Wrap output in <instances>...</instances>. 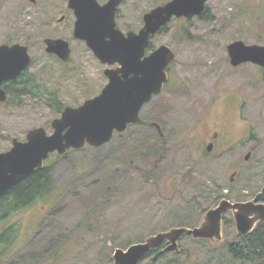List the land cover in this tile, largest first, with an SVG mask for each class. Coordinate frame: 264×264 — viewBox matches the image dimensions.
I'll return each mask as SVG.
<instances>
[{
    "label": "rangeland",
    "instance_id": "374dc122",
    "mask_svg": "<svg viewBox=\"0 0 264 264\" xmlns=\"http://www.w3.org/2000/svg\"><path fill=\"white\" fill-rule=\"evenodd\" d=\"M68 1L0 0V46H29L30 73L65 104L63 111L99 96L107 85V66L73 36ZM171 1L124 0L119 27L139 30L144 15ZM207 12V20L173 18L154 39L153 50L167 45L175 57L167 87L140 114L157 136L144 138L156 142L153 149L122 148L116 139L123 134H115L99 148L52 154L46 160L51 196L14 210L19 242L12 249L0 240V264H115L117 249L127 251L175 228L200 227L206 213L220 205L219 189H232L231 202H249L262 191L264 68L252 63L234 67L228 46L237 41L264 46V0H207ZM53 38L71 43L69 64L46 53L45 40ZM61 114L36 99L22 108H2L0 129L9 142L25 141L36 128L52 135V122ZM224 124L233 140H242L236 156L252 152L233 184L228 163L206 161L199 148L208 130ZM252 132L257 140L249 139ZM125 134L128 138L130 129ZM224 216L221 240L184 236L177 252L161 246L141 264H227V246L241 234L234 215L228 211ZM159 254L165 257L158 261Z\"/></svg>",
    "mask_w": 264,
    "mask_h": 264
},
{
    "label": "water",
    "instance_id": "95a60500",
    "mask_svg": "<svg viewBox=\"0 0 264 264\" xmlns=\"http://www.w3.org/2000/svg\"><path fill=\"white\" fill-rule=\"evenodd\" d=\"M124 0H109L101 6L97 0H70L77 16L75 37L105 65L119 64V69H107L108 85L102 93L86 100L78 108L66 107L61 117L52 122L54 133L45 128L29 132L28 141H14V148L0 154V197L22 180L42 169L44 161L57 152L82 150L86 146L99 148L112 141L115 132L124 134L129 125H142V108L159 95L168 81V69L174 60L173 50L162 45L146 56L152 36L157 35L174 17L203 16L207 0H172L145 16V27L127 35L118 29L116 13ZM46 51L63 61L71 57L69 42L46 39ZM234 67L246 63L264 68V46L237 41L228 46ZM32 62L29 47L23 44L0 46V109L8 95L5 82L16 80ZM160 133L162 128L153 124ZM233 211L239 234H248L259 221H264V188L249 202L224 200L206 213L204 223L197 228H175L157 234L144 243L132 245L127 251L117 249L115 264H141L165 242V251H178V241L184 236L194 239L221 240L223 217ZM156 260V258H154Z\"/></svg>",
    "mask_w": 264,
    "mask_h": 264
},
{
    "label": "trees",
    "instance_id": "16d2710c",
    "mask_svg": "<svg viewBox=\"0 0 264 264\" xmlns=\"http://www.w3.org/2000/svg\"><path fill=\"white\" fill-rule=\"evenodd\" d=\"M207 16L208 12L203 19L207 20ZM165 30L166 28L163 29V31ZM149 50H151V47ZM39 82V79H33V77H30V73L26 72L17 80L5 84V87L7 86L10 99L3 106L5 108H22L26 106V104L22 103V101H27L25 96H29L31 101L36 99L42 101V99H44L46 106L49 109L52 111L54 110L57 113H62L65 104L63 105V103L56 96H53V93L47 92ZM14 96H17L20 99L14 101ZM148 129L149 128L147 126L132 125L130 127L131 135H129L128 138L126 134H123L117 136V139H115L119 140V145L122 148L126 145V147H130V149L132 148V151L137 147L149 148L151 150L156 142L151 141L150 138L147 139L148 141L144 138H147L149 134L150 136H153L154 139L157 136L155 137L154 134L151 135L152 130L150 131ZM131 138L134 140L129 141ZM88 149H90V147H86L82 151H86ZM74 152L75 151L71 150L68 154ZM129 157H131L130 154ZM52 184V176L49 174L47 169H43L24 180L21 184L16 185L14 190L11 192V194L15 195V200L6 199V197L0 198V211H4L3 213L0 212V219L7 210L23 208V206H26L30 201H35L32 200V198L36 195L43 192L51 193ZM227 249V252L230 255V260L227 264H264V222H261L253 232L247 235H240V239L232 244H229ZM165 255H167V253ZM165 255L159 254L158 261L165 257Z\"/></svg>",
    "mask_w": 264,
    "mask_h": 264
},
{
    "label": "flooded vegetation",
    "instance_id": "af4514ba",
    "mask_svg": "<svg viewBox=\"0 0 264 264\" xmlns=\"http://www.w3.org/2000/svg\"><path fill=\"white\" fill-rule=\"evenodd\" d=\"M99 4L101 6H104L105 4L108 3L109 0L107 1H99ZM124 2V1H123ZM122 2V3H123ZM122 3L119 5V8H118V12L116 13V22H117V26H118V29L121 30L122 32H124L126 35L129 33V32H136V33H139L144 27H145V16H143V27L140 28L139 30H131L129 27L128 29H126L127 31H124L122 30L120 27H119V22H120V15H121V12H120V7L122 5ZM68 8L70 10V12L72 13V15L74 16L75 18V21H74V30H73V36L75 39H77L75 37V26H76V21H77V16H76V12L74 11V9H72L70 7V0L68 1ZM206 11L204 12L203 16H200L199 18L203 19L205 16H206ZM176 18V17H175ZM178 19V18H177ZM187 19H190V18H187ZM163 29L158 33H162ZM157 34V35H158ZM152 36L151 37V40H150V44H149V47H148V50H147V53L145 55L148 56L150 55L153 51H155L156 49L153 50V44H154V39L155 37L157 36ZM54 39V38H53ZM56 39H62V38H56ZM65 40V39H63ZM79 40V39H77ZM67 41V40H65ZM80 42H82L83 44H86V42L84 41H81L79 40ZM69 42V41H67ZM46 45V44H45ZM69 45H70V48H71V55H72V47H71V43L69 42ZM27 46V45H26ZM29 47V46H28ZM88 47V46H87ZM151 47V50H149V48ZM89 49V48H88ZM90 50V49H89ZM45 51H46V48H45ZM91 51V50H90ZM92 52V51H91ZM47 53V51H46ZM48 56L54 58V60L64 64V65H67L69 64V62L71 61V57L68 61H63L62 59H60L57 55L55 54H49L47 53ZM93 54V52H92ZM31 55V54H30ZM93 56H95L93 54ZM32 57V56H31ZM95 58L104 66H107V69L111 68L113 70L115 69H119L121 66L119 64H116V65H113V66H109V65H105L103 64L96 56ZM32 62H33V58H32ZM245 65V64H243ZM242 65H240L239 67H241ZM31 67V66H30ZM105 69V71L107 70ZM105 71H104V75H105ZM26 72H29V69L24 71L19 77H21L23 74H25ZM18 77V78H19ZM30 77H33V79H37V77L30 73ZM105 77L107 78V85L109 83V78L105 75ZM17 78V79H18ZM16 79V80H17ZM171 80V74H170V68L168 69V81L166 82L164 88L167 87L168 83L170 82ZM15 81V80H14ZM11 81L9 82H5L3 84V88L6 90L7 92V95H8V100L10 99V96L8 94V90H7V86L5 87V84H8L10 83ZM41 84V82H39ZM42 85V84H41ZM43 86V85H42ZM105 88V87H104ZM26 100L27 101H22V103H25L27 104L28 102L31 101L30 97L29 96H25ZM155 98V97H154ZM18 98L17 96H14V101H17ZM7 100V101H8ZM7 103V102H6ZM144 120V119H143ZM147 124V123H146ZM130 129V128H129ZM230 134V129L228 128L227 124H224L223 126H220V129L218 131H215V130H208V132H206V134L204 135L201 143H200V150H201V154H202V158H204L206 161H211V160H216V159H220V160H223L224 163H228L227 167H229V170L231 172V175L232 177L230 178L229 180V183L230 184H233L234 183V180H235V176H239L241 175V171L244 167H246L249 162H250V159H251V156H252V152L249 151L247 153V155L245 157H241V156H236L235 152L238 150V148L241 146L242 144V140L241 139H238V140H233L232 137L229 136ZM10 139V138H9ZM9 139H6V137L3 135V131L0 129V154L2 153H8L10 152L13 148H14V141L15 139H12L11 142H9L8 140ZM198 139L200 140V138L198 137ZM249 139L251 140H257V136L254 135V133H250V136H249ZM28 141V135H27V138L25 141H20V142H23V143H26ZM244 141V140H243ZM6 142H9L11 144V147L9 148H6ZM9 144V145H10ZM234 153V154H233ZM200 156V154H199ZM204 162V161H203ZM43 169H47V171L49 172V168H48V165H47V161L44 162V167L42 169H37L33 174L37 173L38 171L40 170H43ZM32 174V175H33ZM50 174V173H49ZM31 175V176H32ZM29 178V177H28ZM27 179V178H26ZM24 179V180H26ZM24 180H22L20 183H18L17 185L21 184ZM14 190V187L12 189H10L6 194H4L3 196H1L0 198H5L6 199H16L15 195L14 194H11V192ZM221 190V191H219ZM218 191L219 192H215L218 197V199H221V202L224 201V200H229L230 201V198L232 197V189L229 187V188H224V189H219ZM51 196V193H40L38 195H36L35 197L32 198V200H40V199H44V198H48ZM56 196V199L60 198L62 196V193L60 194H57L55 195ZM257 196V195H256ZM252 201V200H251ZM219 202V204L221 203ZM236 202V201H235ZM248 202V201H246ZM1 213H3L4 211L1 210L0 211ZM233 215H234V212L233 211H230ZM14 209H11V210H7L3 217L1 218V222L2 224L0 225V240L4 239L6 243H9L11 245V248L14 249V241H18V236L16 234L17 230H16V225L14 224ZM19 217H17L18 219ZM235 218V216H234ZM224 219H225V216L223 217V227H224ZM263 221H259L257 224H256V227ZM24 239V238H23ZM22 239V240H23ZM19 242V241H18ZM24 242V241H23ZM167 243H165L163 246L164 248L167 247Z\"/></svg>",
    "mask_w": 264,
    "mask_h": 264
}]
</instances>
